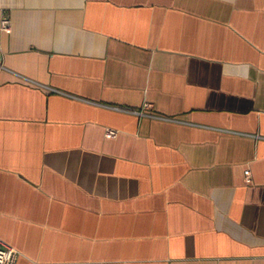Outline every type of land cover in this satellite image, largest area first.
Wrapping results in <instances>:
<instances>
[{"label": "crops", "instance_id": "crops-1", "mask_svg": "<svg viewBox=\"0 0 264 264\" xmlns=\"http://www.w3.org/2000/svg\"><path fill=\"white\" fill-rule=\"evenodd\" d=\"M0 243L264 264V0H0Z\"/></svg>", "mask_w": 264, "mask_h": 264}, {"label": "built area", "instance_id": "built-area-1", "mask_svg": "<svg viewBox=\"0 0 264 264\" xmlns=\"http://www.w3.org/2000/svg\"><path fill=\"white\" fill-rule=\"evenodd\" d=\"M1 28L5 32H10V22L9 19L4 17L1 19ZM129 112L136 113L138 115H152L151 113L152 110V104L149 102H146L143 104L142 108L140 109H126ZM116 134V130L113 128H107L106 129V136L107 137H112ZM245 174V179L247 182L251 181L250 178V172L249 170L244 171ZM18 256V252L10 247L6 246L0 243V264H15L16 259Z\"/></svg>", "mask_w": 264, "mask_h": 264}]
</instances>
